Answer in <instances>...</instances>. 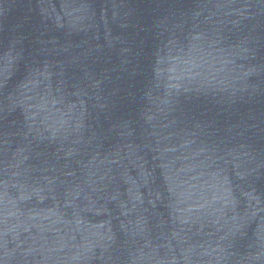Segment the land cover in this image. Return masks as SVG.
Masks as SVG:
<instances>
[{
	"label": "water",
	"instance_id": "1",
	"mask_svg": "<svg viewBox=\"0 0 264 264\" xmlns=\"http://www.w3.org/2000/svg\"><path fill=\"white\" fill-rule=\"evenodd\" d=\"M0 264H264V0H0Z\"/></svg>",
	"mask_w": 264,
	"mask_h": 264
}]
</instances>
